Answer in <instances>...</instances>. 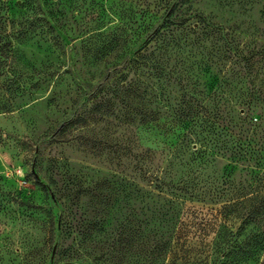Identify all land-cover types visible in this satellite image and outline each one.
<instances>
[{"label": "rangeland", "instance_id": "rangeland-1", "mask_svg": "<svg viewBox=\"0 0 264 264\" xmlns=\"http://www.w3.org/2000/svg\"><path fill=\"white\" fill-rule=\"evenodd\" d=\"M257 234L264 0H0V264H264Z\"/></svg>", "mask_w": 264, "mask_h": 264}, {"label": "trees", "instance_id": "trees-1", "mask_svg": "<svg viewBox=\"0 0 264 264\" xmlns=\"http://www.w3.org/2000/svg\"><path fill=\"white\" fill-rule=\"evenodd\" d=\"M252 239L256 241L255 244L248 249L245 246L241 249V251L239 250L241 256L246 255L248 253H251L252 256H259L262 252H264V245H261V243L264 242V235L257 234L252 237Z\"/></svg>", "mask_w": 264, "mask_h": 264}]
</instances>
